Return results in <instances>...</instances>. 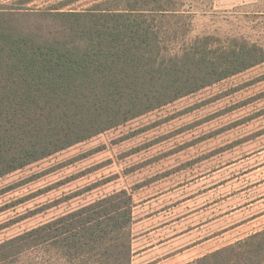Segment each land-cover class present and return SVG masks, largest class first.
I'll use <instances>...</instances> for the list:
<instances>
[{"label": "rangeland", "instance_id": "rangeland-1", "mask_svg": "<svg viewBox=\"0 0 264 264\" xmlns=\"http://www.w3.org/2000/svg\"><path fill=\"white\" fill-rule=\"evenodd\" d=\"M128 3L0 0V24L49 41L68 35V14ZM162 3L171 54L204 39L264 52V0ZM120 191L133 202L131 264H187L264 230V62L1 177L0 245ZM0 264L68 262L32 247Z\"/></svg>", "mask_w": 264, "mask_h": 264}, {"label": "trees", "instance_id": "trees-1", "mask_svg": "<svg viewBox=\"0 0 264 264\" xmlns=\"http://www.w3.org/2000/svg\"><path fill=\"white\" fill-rule=\"evenodd\" d=\"M131 1L68 14L61 39L0 24V178L264 62L257 45L207 39L171 54L163 0ZM132 208L125 191L105 196L5 241L0 261L52 247L68 264H131ZM187 264H264V230Z\"/></svg>", "mask_w": 264, "mask_h": 264}]
</instances>
